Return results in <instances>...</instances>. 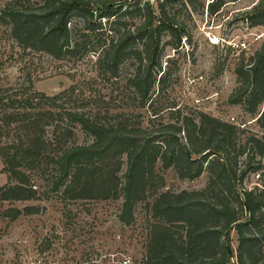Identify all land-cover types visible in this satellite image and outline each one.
Here are the masks:
<instances>
[{"label":"trees","instance_id":"obj_1","mask_svg":"<svg viewBox=\"0 0 264 264\" xmlns=\"http://www.w3.org/2000/svg\"><path fill=\"white\" fill-rule=\"evenodd\" d=\"M176 3L183 1L157 0V13L149 0H9L3 5L0 22L23 49L58 60L88 57L98 76L108 80L117 79L123 65L133 69L116 91L118 102L104 109L71 88L52 95L39 91L30 75L25 83L0 87V133L11 125L22 128L11 141L0 140L7 173L0 200L121 198L118 219L129 224L135 204L156 188L158 161L180 178L194 179L206 170L205 189L165 191L153 199L144 264H229L232 230L238 246L231 264H264V189L235 191V181L249 167H238L243 151L238 128L203 112L156 105L167 86L163 51L166 46L177 50L182 37L188 38L170 13ZM223 3L211 0L208 12ZM247 19L251 26L264 25V8ZM164 31L171 40L162 42ZM236 73L241 82L229 101L251 113L263 104L256 121L264 128V44ZM248 144L259 157L251 169L264 168V141L250 137ZM215 185L220 188L212 192ZM38 212L28 205L2 215L14 220Z\"/></svg>","mask_w":264,"mask_h":264},{"label":"rangeland","instance_id":"obj_2","mask_svg":"<svg viewBox=\"0 0 264 264\" xmlns=\"http://www.w3.org/2000/svg\"><path fill=\"white\" fill-rule=\"evenodd\" d=\"M8 1L0 0V9ZM149 1L156 11L157 0ZM182 1L183 4H173L169 10L174 21L185 27L188 38L182 37L177 50L166 46L163 51L161 63L167 86L160 92L156 105H173V109L180 107L194 115L203 112L234 124L238 128L236 140L243 150L237 155L238 167L249 166L244 178L235 181V191L264 189V168L251 169L257 166L259 157L248 144L250 137L264 141V128L256 121L263 104L251 113L242 103L229 101L241 82L237 68L248 65L264 44V25L251 26L247 19L258 7L263 10L264 0H224L214 13L207 10L211 0ZM167 34L162 33V42L171 40ZM132 69V65H123L119 77L108 80L98 76L88 57L58 60L21 48L11 37L9 27L0 22V87L25 83L30 75L39 91L52 95L71 88L76 95L104 109L118 102L116 91ZM139 111L147 120L148 113ZM21 129L17 125L3 127L1 142L11 141L14 132ZM78 136L82 138L81 133ZM155 175L156 188L146 200L135 204L129 224L118 219L121 198L67 202L55 197L0 200V264H120L124 257H129L131 264H144L153 222L150 206L155 196L165 191L203 190L210 177L205 170L194 179L180 178L174 168H162L160 161L155 165ZM6 182L7 173L0 162V185ZM219 188L213 186L212 192ZM28 205L39 207V212L20 214L14 220L2 215L8 208L22 210ZM230 244L234 255L229 264L237 253L235 230L230 233Z\"/></svg>","mask_w":264,"mask_h":264},{"label":"built area","instance_id":"obj_3","mask_svg":"<svg viewBox=\"0 0 264 264\" xmlns=\"http://www.w3.org/2000/svg\"><path fill=\"white\" fill-rule=\"evenodd\" d=\"M260 176V175H258ZM262 179L264 180V175L261 176ZM131 259L129 257H124L122 260H120V264H131Z\"/></svg>","mask_w":264,"mask_h":264}]
</instances>
